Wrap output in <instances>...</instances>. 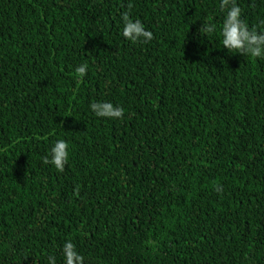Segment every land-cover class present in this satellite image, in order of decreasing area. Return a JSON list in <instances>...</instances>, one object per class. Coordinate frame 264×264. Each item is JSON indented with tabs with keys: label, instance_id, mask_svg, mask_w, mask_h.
Here are the masks:
<instances>
[{
	"label": "trees",
	"instance_id": "trees-1",
	"mask_svg": "<svg viewBox=\"0 0 264 264\" xmlns=\"http://www.w3.org/2000/svg\"><path fill=\"white\" fill-rule=\"evenodd\" d=\"M220 3L0 0V264H264V59L223 47Z\"/></svg>",
	"mask_w": 264,
	"mask_h": 264
},
{
	"label": "clouds",
	"instance_id": "clouds-1",
	"mask_svg": "<svg viewBox=\"0 0 264 264\" xmlns=\"http://www.w3.org/2000/svg\"><path fill=\"white\" fill-rule=\"evenodd\" d=\"M220 9L226 12L221 29L223 47L233 54L264 59V31L256 27L249 28L247 22L241 18L242 9L236 0H221ZM122 20L124 22L123 36L131 42L148 43L154 38V34L146 30L140 20H133L128 12L123 13ZM261 24H264V21H261ZM215 31L216 26L207 21L203 22L199 29L202 36L211 35ZM75 71L82 80L87 75V64L78 66ZM90 108L97 117L122 120L125 115L123 107L114 106L111 102H94ZM68 148L69 145L64 140L57 141L51 150V160L45 157L43 163H51L59 172H64L69 161ZM215 190L221 192L222 188L217 186ZM63 254L65 264H84L85 258L77 251L76 245L71 240L64 244ZM49 264H56L54 256L49 257Z\"/></svg>",
	"mask_w": 264,
	"mask_h": 264
}]
</instances>
